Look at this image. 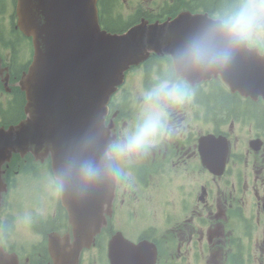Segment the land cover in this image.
I'll return each mask as SVG.
<instances>
[{
	"label": "clouds",
	"instance_id": "9594fccd",
	"mask_svg": "<svg viewBox=\"0 0 264 264\" xmlns=\"http://www.w3.org/2000/svg\"><path fill=\"white\" fill-rule=\"evenodd\" d=\"M253 41H264V0H233L214 23L202 27L178 50L177 62L186 71L222 67L240 46ZM188 100L184 88L168 81L147 92L137 123L123 142L113 146L114 155L121 161L147 155L171 136L169 109L182 107ZM111 171L108 157L85 159L75 167L76 175L86 183L105 179Z\"/></svg>",
	"mask_w": 264,
	"mask_h": 264
},
{
	"label": "bare ground",
	"instance_id": "6f19581e",
	"mask_svg": "<svg viewBox=\"0 0 264 264\" xmlns=\"http://www.w3.org/2000/svg\"><path fill=\"white\" fill-rule=\"evenodd\" d=\"M175 38L173 37L172 40H171V45L173 46L175 44Z\"/></svg>",
	"mask_w": 264,
	"mask_h": 264
}]
</instances>
